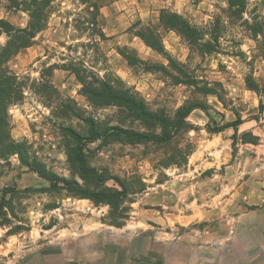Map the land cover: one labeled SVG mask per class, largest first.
<instances>
[{"label":"rangeland","instance_id":"obj_1","mask_svg":"<svg viewBox=\"0 0 264 264\" xmlns=\"http://www.w3.org/2000/svg\"><path fill=\"white\" fill-rule=\"evenodd\" d=\"M114 1L0 0L2 69L19 91L8 105L15 151L0 154V264H264V0H246L242 14L226 0H171L165 11L180 1L197 35L191 45L171 36L180 67L145 79L141 65L127 76L121 46L108 37L160 42L163 0H123L108 17ZM31 21L42 26L33 39L19 32ZM103 82L171 124L163 130L89 101L81 83L95 91ZM183 105L196 108L174 128ZM236 115L241 125L216 131ZM109 127L172 138L86 144V164L99 176L80 179L72 163L78 144L65 129L86 138ZM22 160L114 198L94 204L71 189L50 190Z\"/></svg>","mask_w":264,"mask_h":264},{"label":"trees","instance_id":"obj_2","mask_svg":"<svg viewBox=\"0 0 264 264\" xmlns=\"http://www.w3.org/2000/svg\"><path fill=\"white\" fill-rule=\"evenodd\" d=\"M226 2L228 4L229 10L232 11L237 10L234 12L240 14L243 13L246 0H226ZM39 15L40 14H37L36 16H31V17L32 19H36L37 21H40L42 17H40ZM160 19L162 21L164 28L176 31L183 38H185L187 42H190L189 43L190 45L193 44V42L191 41L193 38L192 35L195 36L197 35V29L191 26L186 19H184L182 16L178 14L167 11L161 12ZM41 29H42L41 25L39 24L33 25V22L31 21L28 30H19V32L26 34L30 39H33L35 37V33L41 31ZM260 32H263L262 27ZM138 36L149 47L153 48L158 52L162 51V46L161 43L158 41V39L156 41L154 39L151 41L147 39L144 35L138 34ZM22 47H29V45L25 41L24 45L21 46V48ZM120 54L127 60L129 64H136L137 62H139L132 55L125 54L122 50H120ZM11 55L12 54H9L6 57L7 59H5V61H7ZM169 62L172 68H175V66H177L178 68V65H176L174 61L170 60ZM3 63L4 62L1 60V55H0V154L6 153L8 151L9 152L15 151L16 144L10 141L9 135L7 133L8 105L11 103L13 97L18 95L19 93L16 77L2 69ZM147 69L162 71V72L165 71L163 68L160 67L148 66ZM77 79L78 81H80L79 77H77ZM176 83L180 84L179 81H177ZM81 85L84 94L91 102L98 101L100 102L99 104L101 105H112V106L125 108L130 113H132L137 119L143 120L145 122H157L161 124L163 130H166L165 128H167L171 124V122L168 121V119L164 118L163 116L157 117L156 114L150 112L145 102L136 95L131 94L128 90H116L115 88H113V86H111L106 82L101 83L100 89L95 91L85 90L84 84L81 83ZM195 108L196 107H193L192 105H183L179 109H177L176 111L177 120L174 128H180L182 122L188 117L191 111L194 110ZM243 122L244 120L241 119L238 115H236V119L234 121L230 123H225L220 127H216V131L218 132L225 128H230V127L235 128L241 125ZM92 125L93 123L90 121V126L92 127ZM65 131L68 132L78 144L76 148L73 150L74 159L72 160V163L75 165L78 171V175L82 180H86V179L93 180L99 176L98 174H96L94 169L89 168L86 164L83 154V147L86 144L95 143L96 141L102 140V138H106L109 136H114L115 138L124 140L130 144H141L144 142L161 143V142H167L172 138V134L168 133L167 131H163L161 134L149 135L146 133H139L131 129H124L120 127H109V130L105 131L106 133H104V135H98V133L92 131L91 135L86 138H79L78 135H76L74 132H72L69 129H65ZM17 154L20 155V153L18 152ZM21 162L23 166H25L30 172L35 173L39 178L45 180L48 183L50 190L71 189L76 195L80 196V198L89 199L94 204H100V203L109 204L111 200L114 198V195L111 193H96V192L94 193V192L84 191L80 189L77 183L69 182L66 181L65 179L58 178L53 174L47 173L37 163L28 162L25 160H22ZM4 202H5L4 198L0 199V210L3 208Z\"/></svg>","mask_w":264,"mask_h":264},{"label":"crops","instance_id":"obj_3","mask_svg":"<svg viewBox=\"0 0 264 264\" xmlns=\"http://www.w3.org/2000/svg\"><path fill=\"white\" fill-rule=\"evenodd\" d=\"M122 2H123V0H116L113 3H111L110 6L107 7L108 17L109 16L112 17L111 10L112 9L116 10V8H118L120 6V4H122ZM171 2H172L171 0H163L161 9L163 11H165V9L170 8ZM172 4H173V11L168 10V12H172V13H175V14L182 16L181 12H180L181 11L180 7L182 6V3L180 1H173ZM138 7L139 6H137V8ZM132 8H133V6H132ZM139 11H140L141 18L143 19V16L146 13L142 10H139ZM163 11H161V12H163ZM149 16H150V14H149ZM151 20H152V22H156V21H154V19H151ZM157 23H158V19H157ZM159 30L162 31V33L160 35L161 36L160 43L162 46L161 52H158V51L154 50L153 48L149 47L148 45H146L142 41V39L136 34L132 35L129 32L119 33V31H118V34L116 33L117 35H115V33H114L110 37L107 36L108 38L113 37V40H117L118 43L120 44L121 47L117 48L116 53L122 59V61L125 64L126 68L123 67L122 69L124 70V72H126L127 76L132 75V74H128L127 69L129 71H131V70L135 69L134 67L136 65H141L144 67L145 66L146 67H148V66L160 67V68H163L165 71L167 70L168 66H171L169 61L170 60L174 61V59L170 53V50H172V47L170 45L171 43H169V42H170L171 36L177 37L178 33H176L174 30L164 28L163 25L160 26L158 29V32L160 33L161 31H159ZM178 36H180V35H178ZM165 43H167V45ZM31 49L33 50L34 48H31ZM120 50H122L125 54H132V56L134 58H136L139 62H137L136 64H129L127 62V60L120 54ZM178 66L180 67V65H178ZM144 69H145L144 73L141 76L143 79L152 78L155 75L154 73H163L162 71L148 70L147 68H144ZM55 71H59V70H55ZM140 78L134 76V78L130 79V80H134V83H137V80L140 81L139 80Z\"/></svg>","mask_w":264,"mask_h":264}]
</instances>
